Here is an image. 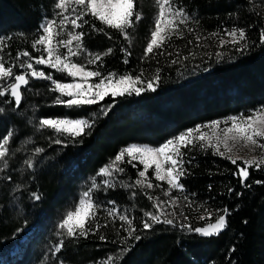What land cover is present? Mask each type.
Wrapping results in <instances>:
<instances>
[{
	"label": "trees",
	"instance_id": "16d2710c",
	"mask_svg": "<svg viewBox=\"0 0 264 264\" xmlns=\"http://www.w3.org/2000/svg\"><path fill=\"white\" fill-rule=\"evenodd\" d=\"M180 1L191 18L189 32L211 36L237 28L245 30L247 40L218 45L216 53L212 51L208 57L206 47L197 46L192 34L185 31V36L174 42L175 48L179 47L176 51L164 46L166 50L157 49L142 58L141 49L134 45L142 43L145 34L141 23L128 29L129 40L85 15L87 23L81 21L80 28L85 34L82 47L100 54L94 68L101 76H140L143 83L139 86L144 90L139 95H107L93 105L69 107L55 102L66 98L53 91L51 81L29 78V85L21 88L19 107L10 94L0 96V108L4 109L0 112V137L13 133L6 165L0 171V257L7 262L13 261L14 236L20 231L29 238L18 245L23 251L12 263L29 264L33 246L49 234L48 224L57 213L76 198V183L86 179L91 184L90 199L100 206L95 209L96 218H89L86 224L88 234L71 237L56 232L51 244L55 253L35 264H106L109 257L113 264H264V167H249V176L242 182L237 174L243 167L239 162L233 165L196 145L186 149L185 174L179 181L182 192L217 216L228 209L227 227L210 237L176 224L155 223L145 215L153 214V203L147 191L135 183L142 170L139 163L124 156L116 164L122 172L114 169L111 176L99 174L130 144L158 146L197 125L264 105V15L250 0ZM48 3L0 0V39H4L0 56L6 66H15L14 74H20V65L27 58L17 59L18 54L28 51L32 56L36 52L33 45ZM136 9L141 10L138 1ZM52 79L66 80L56 73ZM149 81L155 91L146 87ZM45 118H82L91 127L73 137L39 128V121ZM37 148L43 151L37 152ZM28 160L32 167L25 163ZM10 190L17 195L14 201L22 212L18 211L19 216L8 211L13 201ZM113 207L129 216L135 232L130 233L118 215H108ZM145 221L151 224L149 229L143 227Z\"/></svg>",
	"mask_w": 264,
	"mask_h": 264
},
{
	"label": "snow or ice",
	"instance_id": "6c2138e0",
	"mask_svg": "<svg viewBox=\"0 0 264 264\" xmlns=\"http://www.w3.org/2000/svg\"><path fill=\"white\" fill-rule=\"evenodd\" d=\"M137 0H57L54 7L61 10V14L69 11L68 5L72 3L80 8L77 11L76 7L72 9L74 16L62 15V19L59 21L61 26L71 25L72 29H80L83 27V23L87 21L83 20L85 15H91L94 19L98 20L102 25L107 26L109 29L118 30L124 34L125 39H129L128 29H133L135 23H138L141 19L142 13L136 9ZM157 5V17L154 22L153 30L150 32V42L147 43L145 54H152L154 49H160L164 44L171 39L173 35H181V25H185L188 19L187 14L180 8L175 7L170 3V0H155ZM167 5V7H166ZM135 17V22L133 20ZM83 21V23H81ZM57 21L55 19L49 20L47 23L41 26L42 34H40L33 47L43 46V52L46 53V58L41 55L39 58H33L31 53L24 51L19 53L16 57H27L29 62L23 63L20 66L26 67L30 70V76L33 78H43L51 80V76H47L43 71H37L34 68L32 62L35 60L37 65H47L57 71L67 72L72 77H79L80 82L75 84L60 83L52 80L54 85L53 91H58L61 96H67L70 99L62 100L56 99L57 104H66L67 106H82L93 105L111 94L113 97L122 96L125 94L131 95L133 92L139 95L144 89L137 87L142 84L140 76H133L131 74L119 75L115 73H109L106 76H101L98 71H88L85 65L77 62H73L72 58L80 55L81 45L84 37V32H74L71 29L67 31V38L62 40H56L59 36V32L56 30ZM103 31V29H98ZM228 40H221L220 44H240L242 41L247 40L245 30L233 28L226 30ZM107 34V33H105ZM218 35V34H214ZM10 39V38H5ZM109 39L111 37L109 36ZM199 39V37L197 38ZM261 39L264 41V31L261 32ZM75 42V46L74 45ZM62 45L66 49V54L58 53V47ZM4 39H0V51H3ZM243 51V48L239 49ZM108 49L107 52H111ZM130 55V53H128ZM89 56H93L89 53ZM100 59V54H95L92 59L88 60V64L95 63ZM127 63V61H125ZM175 63V61H173ZM14 65H7L4 62V57L0 56V96L11 95L14 98L16 107H19L22 102V86L29 85V74H14ZM101 76V80L94 84H89L88 79L91 77ZM115 77V79H114ZM159 77H156L158 80ZM10 81V82H9ZM146 87L152 91H155L153 82L149 81ZM4 109L0 108V112ZM230 122V123H229ZM221 121L217 120L212 124L202 126L211 129V133L202 132L201 127L188 130L186 133L180 134L174 139L168 140L163 146L158 148H141L132 146L125 148L116 157L115 161H122L125 154L132 160L139 157V162L143 164V170L139 171V177L143 179H137L135 183L142 187L152 188L153 184L148 180L147 173L149 169L154 166V176L158 181H166L167 185L172 189H179L183 191V185L180 184V178L185 174L181 166L180 157L182 156L181 147H188L193 143L194 139L204 142L203 146L206 148L214 149L215 153L221 157H224L231 161L233 165L237 164L239 157H233L229 155L232 153L233 146L236 144H244L246 146H252L253 148H260L264 151V107L251 112L245 116L243 114L239 116H231L228 120L224 121L225 127L221 128ZM41 128H49L55 130L57 133H67L73 137L84 134L86 127H91L89 121L84 119H41L39 121ZM199 133L198 136L193 137V133ZM13 133L8 132L5 136L0 137V162H4L6 165L7 157L9 155V145ZM56 143H61L60 140H56ZM223 148V151L221 150ZM37 152H42V148H37ZM28 167H32L31 160L25 161ZM244 167H239L238 175L241 176L242 182L249 176L248 168L252 166L260 167L264 164V159L257 162L256 160H244ZM168 165L167 167H165ZM135 166V165H134ZM114 165H109L101 169V174L105 176H111L110 168ZM115 170L122 172L123 169L115 167ZM260 183V181H257ZM109 187L114 185L108 184ZM87 200L81 199L78 206L73 211H68L66 218L59 224L60 229H66L67 235L71 237L86 236L89 229L86 228L89 218H96V211L98 205L90 199L88 192L84 193ZM35 199L39 200L38 195ZM152 199V197H149ZM187 199V197H185ZM113 205L115 202H111ZM159 215L152 213H145L155 223H167L172 224L171 219H165L161 221L160 216L164 215V210L160 207L159 203L155 205ZM108 215L115 217L118 215L119 220L126 223L129 226V232H135V228L132 227V220L128 215L122 213L119 209L113 207L108 210ZM228 215V209L223 210V214L216 218L215 223H210L207 228H196L195 232L205 237L219 235V233L227 227L226 217ZM203 219V217H201ZM107 227V225H104ZM97 230L100 225H97ZM145 229H149L151 224L145 221L143 224ZM191 230V229H190ZM140 237L136 236L138 240ZM101 240L105 239L103 236ZM60 246H63V241L60 242ZM59 251V248L57 249ZM106 264H113V260L109 257Z\"/></svg>",
	"mask_w": 264,
	"mask_h": 264
},
{
	"label": "rangeland",
	"instance_id": "374dc122",
	"mask_svg": "<svg viewBox=\"0 0 264 264\" xmlns=\"http://www.w3.org/2000/svg\"><path fill=\"white\" fill-rule=\"evenodd\" d=\"M137 1L141 5V10H138V11H140L142 13L141 19L139 20L138 23L139 24L141 23L146 28V30H145L144 36L141 37L142 43H139L140 41H138V42L136 41V44L134 43V45L136 46L137 50L141 49V51H142L141 53L143 55H140V56L142 58H145V57L149 56V54H145V49H146L147 43L150 42V32L153 30L154 22H155L156 17H157L158 8H157V5L155 3V0H137ZM250 1L255 5L257 10L261 14L264 15V0H250ZM56 2H57V0H49L48 6H47L48 9L45 11V13H47V15L43 16L42 19L40 20V24H39L40 33H39V35L42 34L41 26L43 24L47 23L49 20L55 19L58 22L55 27H56L57 32H59V36L56 37V40H62V39L67 38V31L69 29H71L74 32H80V29H72L70 24H67L66 26H61L59 24V21L62 19V15H68V16L72 17L76 14L72 11V9L74 7H76L77 11H80V8L78 6L73 5L72 3H69V5H68L69 11L61 14V10L56 9L54 7ZM170 3L173 4L175 7L182 9L187 14V17H188L186 24L181 25L182 36L179 34L173 35L171 37V39L164 44V46H166V47L171 46L173 51H176V49L177 48L179 49V47L175 48L174 42L176 39L180 40L185 36V31L187 32L189 30V29L187 30V27H188V24L190 23L191 18H190V15L188 14L186 8L183 6V4L181 3L180 0H170ZM166 7H167V5H166ZM134 19H135V17H134ZM187 33H191V32L188 31ZM191 34L194 37L193 40L197 46L203 45L206 47L205 48V50H206L205 54L208 57L211 56L212 51H215V53H216L217 46L218 45H219V47L221 46L220 41L222 39L223 40L230 39L227 36V33H214V34H218V35L213 34L211 36L210 35H201L200 32H196L195 34L191 33ZM37 37L35 39H37ZM198 37H199V39H197ZM227 44H229V43H227ZM73 46H75V42H74ZM164 46L162 48H160L159 50H161V51H162V49L166 50V48ZM81 49L82 50L80 52V55L73 57L72 61L85 65L86 70H88V71H98V70H96V68H94V63L88 64V60L92 59L94 57V55L89 56V52L84 50L82 45H81ZM35 50H36L35 54L32 55L33 58H39L41 55H44L46 58V53L43 52V46H36ZM155 50H157V49H154V51ZM57 51H58V53L66 54V49H64L62 45H60L58 47ZM153 53H155V52H153ZM24 61H25V63L29 62V60L27 58ZM30 62L33 63L34 68L37 71H43V72H45V74L47 76H51V78H52V75H54V73H56L58 75H62L63 77H65L66 80L64 82H60V83L75 84V83L80 82L79 77H72V76L68 75L67 72L57 71L56 69L51 68L47 65H37V64H35L34 59ZM26 73L29 74L28 78H31L34 81H36V80H39V81L47 80V81L52 82V80H53V79L49 80V79H43V78L34 79L33 77L30 76V70H28L26 67L22 68L20 71V74H26ZM114 79H115V77H114ZM100 80H101V76L91 77L88 79V83L94 84V83L99 82ZM0 83H4V81H0ZM137 87H140V86L137 85ZM109 95L112 96L111 94H109ZM64 97L66 98V100L70 99L67 96H64ZM76 107H79V106H76ZM262 107H264V105H262V106L260 105L255 110H251L250 112H248L246 114L240 113L237 115H230V116H227L224 118L205 122L203 124L197 125V126L190 128L188 130L195 129L197 127H201L202 132L211 133V131H212L211 129L206 128V127H202V126L212 124V122L219 120L222 122L220 127L223 128V127H225V124L223 122L228 120L229 117L239 116L241 114L247 116L251 112L256 111ZM57 119H63V118H57ZM70 119H72V118H70ZM76 119H82V118H76ZM39 128H40V126H39ZM188 130H185V131L180 132L179 134H177L173 137H170L169 139L165 140L164 142H162V144H160L158 146H150V145H146V144H130V145L124 147L121 151H123L125 148L132 147V146H137V147H141V148H158V147L163 146L168 140L174 139L175 137L179 136L180 134L186 133ZM198 135H199V133H195V132L193 133V137H196ZM261 142L264 143V141H261ZM203 144H204V142H201L199 140L194 139L193 143L190 144L188 147H186V148L181 147L182 156L180 157V160H181V166L182 167H183V163L185 160V151L189 147L196 145L202 149H209L214 154H216L214 149L206 148L203 146ZM221 150L223 151V148ZM229 155H232L233 157H239L237 162H239L241 165H243V167L245 166L243 164L244 160H256L257 162H259L260 160L264 159V151H262L260 148H258V147L253 148L252 146H246L242 143L234 145L233 151H232V153H229ZM125 157H127V159H130V161H135V162L139 163L142 167V170H143V164H141L139 162V157L135 160H132L131 158H129L127 156V154H125ZM117 163H118V161H115V158H114L111 162H109V164L106 167H108L109 165H114V167L110 168V171L112 172L115 169ZM3 164H4V162H0V171L2 170ZM167 166L168 165H166L165 167H167ZM252 167H256V166L254 165ZM260 167H264V164H261ZM99 174H101V170L99 171ZM147 177H148V180L153 184V187L152 188H146V187H142L141 185H138V186L140 188H143L145 191H147V195L149 197H152V199H149V200L151 201V203H153L152 206H153V214L154 215H159V213L157 212V209L155 207V205L157 203H159L160 207L164 210V215L160 216L161 221H163L165 219H171L173 221L172 224H176L179 227L184 228V229H191L194 232H195L196 228H199V227L207 228L210 223H215L216 218L218 217L215 214V212H212L209 209L205 208L204 206L198 205L194 201L190 200L187 196H185V194L181 190L170 188L167 185L166 181L156 180L155 176H154V166H153V168L149 169V171L147 173ZM18 178H20V177L18 176ZM138 179H143V178L139 177V172H138ZM90 185L91 184L86 179H82L76 183V185H75V187H76L75 188L76 198L74 200L69 201L68 205L65 206L59 213H57V215L55 216V219H53V221H51L48 224V232L47 233H49V234L47 236L45 235V237L42 240H40V243L42 242L41 246H40V243L39 244L36 243L33 246L34 256L30 257L29 264H35V262H40V263L44 262L46 260V259H44L46 257V255L48 256L50 252L55 253L56 248L54 246H52L51 244H52V240L57 237L56 232H60V230H61L62 233L64 232L65 235L67 234V230L66 229H60L59 224L63 221V219L66 218L68 211L75 210V208L78 206L79 201L81 199H85V200L88 199L84 196V193L85 192L89 193L88 189H89ZM12 188H13V186H12ZM10 196H11L10 199L13 201L11 202L12 204H10V206L8 207V211L11 214H14V212H16L17 215L19 216L18 211H20V207L14 201L16 199L17 195H15L14 191H11ZM185 197H187V199H185ZM20 213L22 214L21 211H20ZM201 217H203V219H201ZM14 237H15L14 240H15L16 244L14 245V247L11 250V254L13 255V261L16 260L21 255V253L23 251V250L18 249V245L20 243L23 244V243L27 242V239L29 238V236L24 234L23 232L21 233L20 231H18L16 236H14ZM12 262H7L4 258L0 257V264H13Z\"/></svg>",
	"mask_w": 264,
	"mask_h": 264
},
{
	"label": "water",
	"instance_id": "95a60500",
	"mask_svg": "<svg viewBox=\"0 0 264 264\" xmlns=\"http://www.w3.org/2000/svg\"><path fill=\"white\" fill-rule=\"evenodd\" d=\"M34 79H36V78H34Z\"/></svg>",
	"mask_w": 264,
	"mask_h": 264
}]
</instances>
